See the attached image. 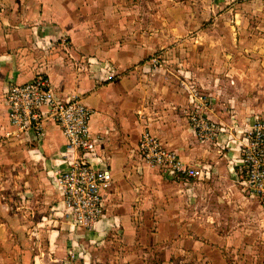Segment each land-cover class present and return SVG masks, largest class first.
<instances>
[{"label":"crops","instance_id":"crops-1","mask_svg":"<svg viewBox=\"0 0 264 264\" xmlns=\"http://www.w3.org/2000/svg\"><path fill=\"white\" fill-rule=\"evenodd\" d=\"M263 28L264 0H0V264L95 262L108 238L129 235L147 208L150 180L140 188L138 177L151 171L160 182L161 225L190 226L191 256L214 264L219 245L264 264V218L238 182L249 134L264 117L261 46L247 57L243 34ZM159 50L169 55L166 72L123 75ZM40 74L59 97L80 98L93 111L91 132L112 173L94 230L67 217L58 183L67 165L62 130L49 123L40 136L5 139L12 131L5 92ZM192 90L214 99L209 116L222 132L213 142L201 143L186 117ZM147 131L185 165L208 172L194 180L149 167L138 152ZM251 220L253 233L245 231Z\"/></svg>","mask_w":264,"mask_h":264},{"label":"built area","instance_id":"built-area-1","mask_svg":"<svg viewBox=\"0 0 264 264\" xmlns=\"http://www.w3.org/2000/svg\"><path fill=\"white\" fill-rule=\"evenodd\" d=\"M151 68L160 69L157 58L153 59ZM190 99V121L197 137L212 141L216 125L208 114L213 110L214 99L199 90H192ZM3 103L12 127L6 140L30 133L40 136L49 123L62 130L67 141V165L59 171L58 183L73 223L94 230L105 214L112 173L107 157L99 152L101 139L91 132L93 111L80 98L59 97L45 75H38L25 84L12 82ZM248 140L242 156V185L264 205V117L258 120ZM138 152L144 163L161 173L194 180L206 174L201 168L185 165L174 151L168 150L150 132L141 135Z\"/></svg>","mask_w":264,"mask_h":264},{"label":"rangeland","instance_id":"rangeland-1","mask_svg":"<svg viewBox=\"0 0 264 264\" xmlns=\"http://www.w3.org/2000/svg\"><path fill=\"white\" fill-rule=\"evenodd\" d=\"M142 4L143 3L140 1H134L132 4V8L140 9ZM156 7L157 3L145 2V9L154 10L156 9ZM249 25H253V23H249ZM243 40L244 43H247V45H249V48L245 52V55L247 57L253 58L254 52H256L258 49L254 48L257 44L261 46V49L257 52L261 55L264 60V28L262 30L259 29L258 31H256V29L248 30L246 34H243ZM168 56L169 55L167 54V51L159 50L155 53H152L141 63L125 70L123 72V75H129L133 73H140L142 75H156L161 72H166L167 69L170 67L168 66ZM154 58H157L160 62V69L158 70L151 68V64ZM144 67L148 68L149 73L142 71V68ZM262 69L264 70V62L262 65ZM179 72L182 73L181 68H178L177 73ZM200 91L204 93V91ZM191 110L192 109L189 108L188 112L186 113V117L189 121L190 126L192 127L190 121ZM208 117L210 118L209 114ZM211 121L216 125V128L212 132V134H215L214 139H212L213 142L218 139L222 130L219 124L214 122L212 119ZM198 140L201 143L209 142L202 141L200 138H198ZM203 169L204 171L208 172L207 169ZM238 174V182L241 187H244L242 185V175L240 172ZM156 178L157 177L153 174L152 171L147 172V174L145 173L142 176L138 177V186L140 188L145 187L146 181H148V179L150 180V193L148 194V196L150 197V201L147 204V208H145L144 210H140L139 214L135 215L136 223L135 226L131 228L132 231L129 233V235L125 237V235L119 233L116 238H108L107 242H111L109 244V247H107L106 249L104 248L101 253H97L95 262L93 261L90 264H209V262L206 261V258H201L197 255H190L193 246V244H191L190 242V238L191 236H193L190 234V226H180L178 227V230H173L172 221H170V224L161 225V221L159 220L161 217V211L158 210L156 204L158 197L156 191L158 192L160 182H158ZM168 180L170 181L171 186H180L172 184L174 183V181H176V179ZM235 180L237 181V179ZM168 192L171 193V197H173V195L176 193L174 192L173 187H170L168 189ZM244 193L245 197L251 199L250 201L253 205H257L259 207L261 211L260 215L264 218V208H260L258 200L255 197H252V195L249 194L247 190ZM197 212L206 214L209 211L199 210ZM233 213H236V211H230L229 215ZM67 217H69V215H67ZM252 224V220L246 224V232L253 233L254 225ZM199 228H202V226ZM262 228L264 233V225L262 226ZM193 232H196V229ZM182 234L186 236V239L179 243L177 240H181V238L184 237ZM202 241L204 242V240ZM262 243L264 246V237L262 239ZM216 248L220 250L218 251L221 253L220 255L222 257H219L217 252H213L211 260L214 264H255V259L253 257L252 252L248 253L247 250L245 251L241 248L239 249V251L237 249H234L233 251H225V249L220 247L219 245H216ZM180 249L186 252L183 253L182 256H177L176 253H179ZM222 250L223 252H221Z\"/></svg>","mask_w":264,"mask_h":264}]
</instances>
